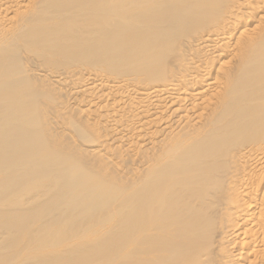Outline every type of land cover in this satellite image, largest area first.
I'll use <instances>...</instances> for the list:
<instances>
[{"label":"bare ground","instance_id":"obj_1","mask_svg":"<svg viewBox=\"0 0 264 264\" xmlns=\"http://www.w3.org/2000/svg\"><path fill=\"white\" fill-rule=\"evenodd\" d=\"M0 264H264V0H0Z\"/></svg>","mask_w":264,"mask_h":264}]
</instances>
